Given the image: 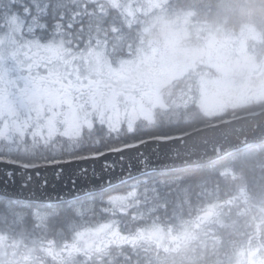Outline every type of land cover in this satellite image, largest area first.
Returning <instances> with one entry per match:
<instances>
[{
	"label": "snow or ice",
	"instance_id": "6c2138e0",
	"mask_svg": "<svg viewBox=\"0 0 264 264\" xmlns=\"http://www.w3.org/2000/svg\"><path fill=\"white\" fill-rule=\"evenodd\" d=\"M114 0H0V164L18 169L96 161L146 144L109 94ZM103 149V150H101ZM121 160L123 157L121 156ZM110 178L51 206L0 193V264H113L153 211L146 178ZM115 169L105 162L104 169ZM87 175V169L83 170ZM31 179V177H29ZM75 184V181H73Z\"/></svg>",
	"mask_w": 264,
	"mask_h": 264
},
{
	"label": "flooded vegetation",
	"instance_id": "af4514ba",
	"mask_svg": "<svg viewBox=\"0 0 264 264\" xmlns=\"http://www.w3.org/2000/svg\"><path fill=\"white\" fill-rule=\"evenodd\" d=\"M160 1L159 5L148 8L145 12L143 8L137 7L143 6L144 0L138 3L136 0H114L113 5L115 32L110 36L108 56L114 73L109 82V94L122 109L129 110L130 114L136 111L135 102H141V99L151 98L150 102L155 103L158 95L157 101L162 105L161 109L152 108V104L145 106L150 111L152 121L149 124H135V135L138 132L183 125L189 128L188 131L163 135L164 137L154 136L153 139L182 136L220 123L236 114L246 113V101L242 98L244 93L241 90H228L225 96L214 90L215 84L211 82L205 84V89L211 90V93L201 96L204 90L199 88L198 82L203 77L211 81L224 78L215 71L204 68L205 63L215 64L216 54H228L234 63L238 58L242 60L244 54L237 46L241 42L246 44L248 36L246 33L238 34L237 41L233 42L230 36L232 31L239 33L244 26L230 23L229 18L214 16L213 10L209 8L210 3L205 0ZM125 6L129 7L127 12L124 11ZM211 25L221 31V37L222 32L226 36L197 54L204 36L200 28L204 31ZM141 27L147 29L143 36L148 49L144 63L148 71L146 80L159 77L162 81L169 78V71L152 72V67L163 62L174 63L175 69L181 73L184 60L191 64L190 71L161 88L147 87L143 82L136 81L135 48L136 42L141 38L136 28ZM171 45L173 51L170 49ZM174 59L177 61L173 62ZM226 64L230 68L231 65L226 61L220 66ZM120 65L126 67L121 68ZM237 77L239 84H244L243 77ZM237 77L233 76L234 79L231 80L235 83ZM263 82L256 80L252 84L257 87ZM263 92L264 87L250 95L248 102H254ZM215 96L224 108L227 107L220 116L208 115L209 110L202 105L206 101L202 100L203 97L212 99ZM230 103L239 106L228 107ZM134 137L124 136L119 140L113 137L111 142L128 141ZM40 163L45 165L43 161ZM231 188L237 189V192L230 193L228 200L213 199L194 211L183 208L180 205L183 201H151L153 211L139 225L140 231L133 233L136 239L110 250L112 257L119 256V260H114L113 264H233L239 259L241 264H264V186H226V189ZM165 213L175 214V217L166 219L162 216ZM191 214V219L183 218V215ZM158 234L160 238L155 239Z\"/></svg>",
	"mask_w": 264,
	"mask_h": 264
},
{
	"label": "water",
	"instance_id": "95a60500",
	"mask_svg": "<svg viewBox=\"0 0 264 264\" xmlns=\"http://www.w3.org/2000/svg\"><path fill=\"white\" fill-rule=\"evenodd\" d=\"M264 143V111L209 126L193 133L149 140L148 143L126 149L122 153L108 154L96 161L46 165L38 169H18L15 183H0V193L31 200L36 204L52 205L56 198L71 200L73 196L93 193L110 178L129 173L142 177L147 161L150 174L173 172L203 166L218 161L246 147ZM121 156L123 160H121ZM115 169H104L105 162ZM15 166L0 164V181L5 172ZM87 169V175L83 170ZM31 177V179H29ZM75 181V184L73 183Z\"/></svg>",
	"mask_w": 264,
	"mask_h": 264
},
{
	"label": "trees",
	"instance_id": "16d2710c",
	"mask_svg": "<svg viewBox=\"0 0 264 264\" xmlns=\"http://www.w3.org/2000/svg\"><path fill=\"white\" fill-rule=\"evenodd\" d=\"M205 2L210 3L209 8L213 10L214 16L229 18L232 24L256 28L263 35L264 44V0H205ZM263 46H261L262 49H264ZM256 111L258 110H248V113ZM188 129L186 126L179 125L155 129L152 132H138L133 139L118 143L110 142V146H120L124 142L132 143L134 139L151 140L154 136L164 137L163 135L182 133ZM146 178L150 181V186L155 189L151 193V201L179 203L183 201V204H180L183 208L199 210L213 199L226 201L230 193L237 192V189L229 190L226 186L238 187L243 184L264 186V144L246 148L207 165L174 172L153 173ZM177 207L174 206V208ZM162 216L168 219L171 216L175 217V214L165 213ZM192 217V214L183 215V218L187 219Z\"/></svg>",
	"mask_w": 264,
	"mask_h": 264
},
{
	"label": "rangeland",
	"instance_id": "374dc122",
	"mask_svg": "<svg viewBox=\"0 0 264 264\" xmlns=\"http://www.w3.org/2000/svg\"><path fill=\"white\" fill-rule=\"evenodd\" d=\"M141 0H136V3H138ZM144 5L143 6H137L138 8H143L144 12L145 10H147L148 8H153L156 7L157 5H159V3L161 2L160 0H155V1H150V0H144ZM129 7L125 6L124 7V11L127 12ZM136 31H138V33L140 34L141 38L138 40V42H136V48H135V72H134V77L136 79V81H140L143 82L147 87H153V88H161L164 87L165 84L167 82H170L171 80H175L177 79L180 75H185L187 74V72L190 71L191 69V64L189 63H185V61L183 60L182 63V72L178 73V71L180 70H176V65L173 63L175 61H177V59H174L173 64H167L166 62L160 63L155 67H152V72L155 73H161V72H167L169 71L170 75L168 79H163L161 81V78L159 77H154V78H149L147 79V66L144 64L146 62V58L148 56L147 54V41L145 40V38L143 37L147 31L146 28H136ZM200 32L204 35L203 38L201 39V42L199 43V47L197 49V54H201L204 50L208 48H210L212 45L215 44V42L217 40H221L224 39L225 32H222V37L220 36L221 31L216 28L214 25H211L210 27H208L207 29H205L204 31H202V29L200 28ZM246 33V36H248V38L246 37V39L248 40V42L245 44H243L242 42L239 43V47L240 50L243 52V58L240 61L239 58L237 59V62L239 63H234L232 60V57H230L228 54H216V61L215 64L214 63H210V64H204V68H209L213 71H215V73L220 74L221 76H223L224 78L216 80L215 81H211L206 79V77L200 78L198 80L199 82V88L203 89L204 91L201 92V96H204L208 93H211V90L208 91L207 89H205V84H209L211 82H214L215 84V88L214 90H218L221 94H227L228 90H232V91H236L239 92L244 91L247 94L250 93V91H248V88L251 86V80L253 79H257L260 78L261 80L264 81V52H261V45L263 44V36L260 32H258L257 30H255L252 26H247L244 29H241L239 33L237 32H231V36H230V40L231 42L233 41H237V37L238 34H243ZM187 38V37H186ZM245 39V40H246ZM170 49L173 51V45L170 46ZM236 50H239L238 48H236ZM239 50V51H240ZM185 51L187 52V49H185ZM240 51V52H241ZM200 60V59H199ZM229 62V64L231 65L230 68H228L227 64L226 66H220V64L222 65L223 62ZM231 61V62H230ZM119 67L121 68H125L126 66H122L120 65ZM233 76L237 77V76H242L244 77V84L241 83L239 84L238 82V77L234 83L232 79ZM228 77H230V80H228ZM251 79V80H249ZM251 81V82H250ZM162 84V86H161ZM263 86H264V82H263ZM146 87V88H147ZM262 87V86H261ZM260 87V89H261ZM253 90V89H252ZM219 93V94H220ZM159 94V93H158ZM215 94H217L215 92ZM228 97V96H227ZM226 97V98H227ZM209 98H202V100H206L203 105V107H205L206 109H208V115H212V116H220V114L222 115L224 113V110L227 108L225 106V108L219 103V100H217V97L215 96V98L210 99ZM225 98V99H226ZM243 100L247 101L248 99L246 96L244 97L243 95ZM158 95L155 97V103L150 102L151 98H146V99H141V102L136 101L135 102V110L134 113H131V117L134 120L135 124H149V122L152 121V118L150 116V111H148V109L145 107L147 105L152 104L153 107L152 108H158L161 109L162 105L160 102H158ZM231 99V98H230ZM236 100V99H235ZM232 100V101H235ZM260 102H264V94L259 98ZM248 102H245V105H247ZM239 105H233L232 103H230V105L228 107L231 108H236ZM141 122V123H138ZM146 126V125H144ZM152 231V230H150ZM152 233V232H151ZM160 235H156L155 239H159ZM239 248V247H238ZM233 264H241L240 259L236 262H234Z\"/></svg>",
	"mask_w": 264,
	"mask_h": 264
}]
</instances>
